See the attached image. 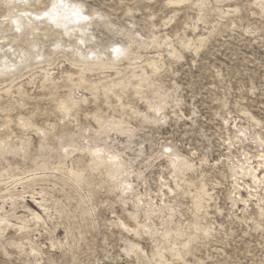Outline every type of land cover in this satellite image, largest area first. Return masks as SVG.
Wrapping results in <instances>:
<instances>
[{
    "label": "rangeland",
    "instance_id": "rangeland-1",
    "mask_svg": "<svg viewBox=\"0 0 264 264\" xmlns=\"http://www.w3.org/2000/svg\"><path fill=\"white\" fill-rule=\"evenodd\" d=\"M263 153L264 0H0V264H264Z\"/></svg>",
    "mask_w": 264,
    "mask_h": 264
},
{
    "label": "bare ground",
    "instance_id": "bare-ground-1",
    "mask_svg": "<svg viewBox=\"0 0 264 264\" xmlns=\"http://www.w3.org/2000/svg\"><path fill=\"white\" fill-rule=\"evenodd\" d=\"M48 16H49L50 18H53V17H54V14L51 13V12H49V13H48ZM263 155H264V153H263Z\"/></svg>",
    "mask_w": 264,
    "mask_h": 264
}]
</instances>
